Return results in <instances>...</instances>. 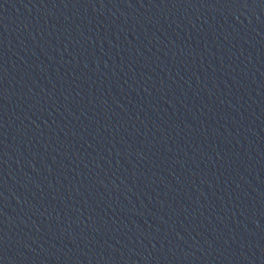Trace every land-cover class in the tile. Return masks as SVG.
Here are the masks:
<instances>
[{"label":"water","instance_id":"water-1","mask_svg":"<svg viewBox=\"0 0 264 264\" xmlns=\"http://www.w3.org/2000/svg\"><path fill=\"white\" fill-rule=\"evenodd\" d=\"M0 264H264V0H0Z\"/></svg>","mask_w":264,"mask_h":264}]
</instances>
